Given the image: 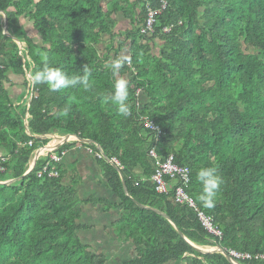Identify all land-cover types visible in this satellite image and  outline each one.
I'll return each instance as SVG.
<instances>
[{
    "label": "trees",
    "instance_id": "trees-1",
    "mask_svg": "<svg viewBox=\"0 0 264 264\" xmlns=\"http://www.w3.org/2000/svg\"><path fill=\"white\" fill-rule=\"evenodd\" d=\"M161 1L166 8L154 33L145 36L144 0H0V264L109 263L79 238L83 201L65 184L62 165L52 164L39 176L50 162L48 152L30 172L38 151L51 142L48 135L94 141L124 166L100 162L110 190L120 197L117 232L121 240H133L137 251L124 264H233L220 252L196 249L216 245L264 255V0H151L153 10L161 9ZM120 16L131 21V30L115 33ZM24 19L42 44L26 31ZM125 55L130 62L120 75L129 81L128 117L102 98L113 86L108 65ZM45 63L69 76L88 68L92 89L52 92L33 84L29 104L28 75ZM13 76L25 78L17 101L9 86ZM142 116L165 133L160 157L172 154L190 169L189 193L214 219L222 239L193 210L173 202L172 191L156 192L153 142ZM204 166L216 167L223 178L211 209L198 198L197 171ZM54 169L56 178L49 176Z\"/></svg>",
    "mask_w": 264,
    "mask_h": 264
},
{
    "label": "crops",
    "instance_id": "crops-1",
    "mask_svg": "<svg viewBox=\"0 0 264 264\" xmlns=\"http://www.w3.org/2000/svg\"><path fill=\"white\" fill-rule=\"evenodd\" d=\"M122 18L123 17L120 16L118 19L115 33H125L132 29L131 21ZM100 49L102 50V47H100ZM153 51L157 54L159 53V48L155 47ZM23 92L24 91H19L17 96L15 95L16 101ZM26 127L27 132L30 134L28 123H26ZM143 129L146 130L144 127ZM148 132L150 134V131ZM54 137V135L46 136L47 139H54ZM67 137L73 139V141H69L68 143L73 144L72 147L63 149L66 144H63V146L59 144L55 147L56 149H54L53 152L58 155L62 152L66 153V155L63 156L62 162L59 163L66 172L65 184L67 186H74L77 195L83 201L84 215L79 223L82 224L84 228L79 231L78 235L80 240L90 246L93 252L105 254L109 261L108 264H124L125 262L134 260L137 257V251L133 240H121L117 232L123 214L122 211L115 209V205L120 203V197L113 190H110L105 178V171L100 163L101 161L96 158L95 154L90 153L89 147L93 148L95 152L98 150L104 152V150L94 141L84 140L76 135H68ZM31 143L32 142L29 143V146H32ZM74 143L76 144L74 145ZM46 153L44 156L47 155ZM137 175H142V172L138 170ZM127 195L129 196V194ZM219 247V245L210 246L203 250L207 251L209 254H213L218 252L216 249H219ZM173 264L185 263L178 262Z\"/></svg>",
    "mask_w": 264,
    "mask_h": 264
},
{
    "label": "built area",
    "instance_id": "built-area-1",
    "mask_svg": "<svg viewBox=\"0 0 264 264\" xmlns=\"http://www.w3.org/2000/svg\"><path fill=\"white\" fill-rule=\"evenodd\" d=\"M146 4V22L144 28L140 31L141 35H150L154 33L155 24L157 23V16L161 14L162 11L166 8V3L161 1V9L159 11H155L151 7V0H144ZM170 31L169 27L163 28V33H168ZM141 96L140 90L137 92V97ZM141 106L140 101H137V107ZM141 124L143 127L150 131L153 136V147L150 149L149 156L153 160V168H154V176L152 178V182L154 187L156 188V192L160 194H168L170 189H173L175 195H173V199L177 205L182 207H188L195 211L197 214L198 220L202 224V226L212 235L217 236V238L222 239L223 233L215 224L214 219L212 217L207 216L197 205L196 201L189 194V189L192 183L191 171L187 167H181L175 163V156L169 155L164 160H162L158 156L157 146L163 137L164 133L162 129L155 124L148 117H141ZM62 141H57L58 146ZM65 142V141H63ZM33 144V143H31ZM63 144V143H62ZM61 145V144H60ZM90 153L95 154L99 160H107L109 164L117 166L120 170H123L124 167L119 161L118 158L107 159L104 152L102 150L94 151L93 148H90ZM66 153L62 152L60 155L53 153L51 150V154L49 156L50 162L44 167L43 172L39 173V176L47 173L49 171V167L52 164L61 163L63 160V156ZM4 159L0 156V172L4 171V167L2 162ZM50 177H58L59 172L55 169L49 173ZM226 253L233 259V264H241V262H264V255H253L249 253H240L235 250H226Z\"/></svg>",
    "mask_w": 264,
    "mask_h": 264
},
{
    "label": "clouds",
    "instance_id": "clouds-1",
    "mask_svg": "<svg viewBox=\"0 0 264 264\" xmlns=\"http://www.w3.org/2000/svg\"><path fill=\"white\" fill-rule=\"evenodd\" d=\"M151 7H152V5H151ZM44 60L45 61L47 60V54L46 53L44 54ZM126 62H130V58L127 56H123L122 58L114 59L108 65V67L111 70V75L113 77V86H112L111 92L103 94V97H102L104 103L111 102L112 104H114L117 108L118 113L124 117L131 116V114H132V107H131V104L129 102V81L124 76L120 75L121 68L123 67V65ZM90 75H91L90 70L88 68H85L82 75L69 76L62 68L49 66L47 63H45L43 67L38 68L37 70H35L31 74L29 73L28 78L30 80V83H29V90L27 92V99L26 100H28V103L31 104V102L34 98V91H32L33 84L34 85L35 84H41V83L46 84L48 86L49 90L52 92H57L61 89H66L69 87H76L78 85L82 86L85 91H90L93 87V85L90 83V80H89ZM19 106L20 105L18 104L17 107H19ZM68 111H69V109L65 108L63 110V114L67 115ZM140 123H141V121H140ZM163 133H164V131H163ZM164 135H165V133H164ZM164 135H163V137H164ZM54 136H55L54 139H56V140L49 139L51 142L52 141L53 142L52 143L50 142L51 144H49V146L41 148L39 150V152L41 153L40 157L43 156L46 152L51 153V150L53 151L54 149H56L55 147H57L56 145L58 144L57 141H62L60 143L62 146H63V144H68L69 141H73V139H70L69 141L63 142L64 139L67 138V136L66 137H59L56 135H54ZM150 136H152L151 133H150ZM152 141H153V136H152ZM89 148H91V147H89ZM170 155H172V154H170ZM105 156L107 159H112V158H108L106 154H105ZM114 158H116V157H114ZM100 161H103V160H100ZM112 166H114V165H112ZM114 167H117V166H114ZM117 169H119V168L117 167ZM191 176H192V174H191ZM197 180L202 185V191L198 197L199 200L202 202L204 207L209 208V209L213 208L215 206V203H216L217 192L223 183V178L221 177V175L218 174V169L216 167H213V166H204V167L199 168L197 171ZM170 191L173 192V189H170ZM173 195H175V192H173ZM173 202H175V199H173ZM216 250H218V252H220L222 250L226 251L225 249H223L221 247H219V249H216ZM220 253H222V252H220Z\"/></svg>",
    "mask_w": 264,
    "mask_h": 264
},
{
    "label": "rangeland",
    "instance_id": "rangeland-1",
    "mask_svg": "<svg viewBox=\"0 0 264 264\" xmlns=\"http://www.w3.org/2000/svg\"><path fill=\"white\" fill-rule=\"evenodd\" d=\"M24 25H25V27H26V31L30 34V35H32L34 38H35V40L37 41V43L38 44H42L41 43V41H42V39H41V37L38 35V33H37V31H35V29H34V27H33V24H31L27 19H24ZM156 54V53H155ZM12 84L11 83H9V86L10 87H13V93H14V95H16L17 96V93L19 92V91H23L24 90V87H25V85L23 84L24 83V81H25V78L23 77V76H13L12 77ZM103 161H106V162H108L107 160H103ZM109 163V162H108ZM111 165V164H110ZM93 251V250H92Z\"/></svg>",
    "mask_w": 264,
    "mask_h": 264
},
{
    "label": "water",
    "instance_id": "water-1",
    "mask_svg": "<svg viewBox=\"0 0 264 264\" xmlns=\"http://www.w3.org/2000/svg\"><path fill=\"white\" fill-rule=\"evenodd\" d=\"M20 42V41H19ZM20 44H22L21 42H20ZM22 46H23V49H24V44H22ZM70 138L71 137H67V138H65L64 139V141H69L70 140ZM40 152L38 151V153L36 154V157H35V161H34V164H33V167L31 168V170H30V172L31 171H33L34 170V168L36 167V165H37V163H38V161H39V158H40ZM117 168V167H116ZM12 183H14V182H11V183H7V184H12ZM123 184H124V188H125V191L127 192V194H128V189H127V187H126V184H125V182H124V179H123ZM140 207H142V208H145V207H143V206H141V205H139ZM199 252H201V253H204V254H207L208 252L207 251H205V250H203V249H200V248H196ZM220 252H222L225 256H226V258L230 261V262H232V258L225 252V251H220Z\"/></svg>",
    "mask_w": 264,
    "mask_h": 264
}]
</instances>
